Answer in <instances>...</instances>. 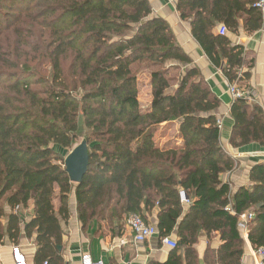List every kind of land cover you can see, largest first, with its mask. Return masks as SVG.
<instances>
[{
  "label": "trees",
  "instance_id": "trees-1",
  "mask_svg": "<svg viewBox=\"0 0 264 264\" xmlns=\"http://www.w3.org/2000/svg\"><path fill=\"white\" fill-rule=\"evenodd\" d=\"M258 1L176 0L212 64L248 96L254 61H247L244 47L228 34L262 28ZM25 19L39 23L43 42L21 39L13 56L23 52L29 63L41 56L38 66L45 64L48 74L27 62L12 65L18 70L4 69L2 62L9 65L10 58L0 56V219L4 203L10 207L6 225L0 220V241L7 236L18 243L23 211L33 202L24 232L36 235V261L62 262L58 246L73 193L84 227L105 220L121 226L131 214L149 223L147 214L156 211L159 238L175 234L177 246L166 262L149 264H196L202 233L219 236V264H241L246 239L238 222L248 210L255 218L247 238L254 250L264 248V161L251 168L252 185L232 194L221 178L236 166L220 144L221 100L197 67L182 70L192 60L149 0H0V39L20 32ZM221 26L226 33L219 32ZM21 41L34 56L22 51ZM138 63L150 71L146 109L138 97ZM230 115L234 148L264 147L260 105L238 97ZM175 123L180 144L156 138L155 130ZM81 136L88 142L89 163L82 181L74 183L65 158Z\"/></svg>",
  "mask_w": 264,
  "mask_h": 264
},
{
  "label": "crops",
  "instance_id": "crops-1",
  "mask_svg": "<svg viewBox=\"0 0 264 264\" xmlns=\"http://www.w3.org/2000/svg\"><path fill=\"white\" fill-rule=\"evenodd\" d=\"M149 1L153 14L162 17L170 24L177 44L192 60L191 65H182V70H187L191 66L197 67L201 77L208 82L212 91L221 100V106L216 111L217 118L222 120L220 144L236 160L234 169L222 175L223 182L230 184L232 194L240 187H250L252 185L249 178L250 170L255 164L264 161V147L256 143L240 148H234L231 145L230 136L233 119L230 115V108L234 99L229 92L230 83L228 79L221 69L212 64L200 44L192 36L190 22L181 19L176 9V0ZM262 13L264 18V10H262ZM228 36L232 43L244 47L247 61H254L250 69L251 77L247 81L248 89L246 91L250 92L249 102L258 104L264 109V23L262 28L254 33H247L241 27L237 33H229ZM233 84L237 85L235 82ZM149 95L151 96V91ZM150 102L151 98L148 103ZM175 126L177 129L176 123ZM177 133L176 130L171 138L168 135L164 136L163 142L166 143L176 139L177 143L180 144L182 141L178 138ZM183 202L188 204L185 200ZM69 203L71 215L67 224H64L62 244L58 246L63 261L57 264H82L84 254H90L94 260H100L103 264H149L150 262H166L168 260L172 248L163 245L158 234L143 243H136L133 233L127 225V219L121 226L105 220L84 227L76 212V199L73 193ZM55 205L56 207L59 206L58 200L55 201ZM4 208L6 215L0 220L5 226L10 207L4 203ZM33 208V202H30L29 206L23 211L22 234L18 243H14L7 236L0 241V264H16L12 252L13 246L20 247L26 257L27 264H41L35 258L37 251L36 235L34 234L28 238L24 232L25 222L31 219ZM147 216L149 223L156 226L157 212L154 211L151 215L147 214ZM212 235L216 238L210 242L211 238L209 239L205 233L200 234L198 242L195 244L196 264H219L217 262V250L221 241L217 233ZM243 235L246 240L241 264H258L259 258L254 254L255 250L247 238L248 233H243ZM171 237L176 239L175 234ZM203 241L205 246H200ZM214 242L215 249L211 254L208 249L210 246L212 247ZM213 254H216L215 257H213Z\"/></svg>",
  "mask_w": 264,
  "mask_h": 264
},
{
  "label": "rangeland",
  "instance_id": "rangeland-1",
  "mask_svg": "<svg viewBox=\"0 0 264 264\" xmlns=\"http://www.w3.org/2000/svg\"><path fill=\"white\" fill-rule=\"evenodd\" d=\"M36 18L37 19H34V20L40 21L42 19V16H39V17H36ZM25 21H29V22L25 23ZM20 26L22 27L20 32L14 33L12 31H10L8 34L5 35V37L3 39L2 38L0 39V54H1L0 56H5L7 59L10 58V60L8 61L9 65L7 63L4 64L2 62L1 67H3L4 69L18 70V69H21V67L14 68V67H12V65L21 66L22 65L21 63L27 62V64H30V65L36 67L35 70H39L38 71L39 74L42 71L44 75H47L48 74V71H46L47 70L46 69L47 66H45V64H43L41 66H38V63H37L38 58H41V56L38 55V57H36L37 59L35 60V62H31V63H29V60H26L25 56H27V55H24L23 52H22L21 58H16L15 56H13V53H14V52H12L13 48L15 46L20 45V44H18V42L21 39L24 40L25 38H27V39L30 38V40L28 41L29 44L30 43L35 44V41L37 43H42L43 42L40 39V38H42V35H40V33H41L40 29H39L40 25H39L38 22H34L31 25V21L29 19H25L24 22L21 23ZM31 33H34V35H30ZM24 41H21L22 51L30 52V54L32 56H34L33 52L28 51V50H30L29 44H26V45L22 46V43H25ZM9 53H11V55H9ZM4 54H7V55H4ZM68 66H69V60H67L65 62V64H64V67L66 69L68 68ZM135 70L137 71V77H138V88H139L138 97H139V101L142 104V108L146 109L147 107H149V105L151 103V102L148 103L149 99L151 98V96L149 95V92L151 91V85H150V80H149V77H148L150 71L146 70V71L143 72L144 69L141 67L140 63L135 65ZM67 73H68V71H67ZM67 75L69 77V73ZM36 87L37 88H43V85L38 84ZM176 130L177 129H176L175 125H173V126H165L162 129L155 130L154 133L156 134V138H160L159 141L163 142L164 136L168 135V137L171 138L173 136V134L176 132ZM82 140H83V137L81 136L77 140L76 144L73 147H75L78 144H80ZM215 238H216V236L212 235L211 239H210V242L212 240H214ZM204 243H205L204 241L201 242L202 245L200 244V246H205ZM214 249H215V242L213 243L212 247L210 246V248L208 249V252L212 254ZM244 251H245V249H244ZM215 255L216 254H213V257H215ZM258 258H260V257L258 256ZM259 261H260V259H259Z\"/></svg>",
  "mask_w": 264,
  "mask_h": 264
},
{
  "label": "built area",
  "instance_id": "built-area-1",
  "mask_svg": "<svg viewBox=\"0 0 264 264\" xmlns=\"http://www.w3.org/2000/svg\"><path fill=\"white\" fill-rule=\"evenodd\" d=\"M256 6L260 8L261 10H264V0H260L257 2ZM219 32L221 34H224L227 32V28L224 26H221L219 29ZM229 92L233 99H236L238 97L246 96L250 99V96H248V93L241 90L236 84H231L229 87ZM217 125L221 129L222 127V120H217ZM181 198L185 201H188V199L185 198V193L181 192ZM19 206L16 207V210H18ZM228 210H231L232 213H235L230 206L227 207ZM255 218V213L253 211H245L244 213L239 215V222L238 225L240 229H242L243 233H248V227L249 223ZM127 225L131 229L134 241L136 243H143L150 239L151 237L158 234V229L155 225L146 223L144 219L138 215V214H131L127 218ZM161 242L163 245L169 247V248H176L177 243L176 240L173 239L171 236H165L162 238ZM12 252L14 256V260L16 264H27L26 257L21 251L19 246H13ZM255 255L259 256L260 263L258 264H264V248H259L256 251H254ZM44 264H48L47 261L44 262ZM82 264H103L102 261H96L92 258L90 254H84L82 256Z\"/></svg>",
  "mask_w": 264,
  "mask_h": 264
},
{
  "label": "water",
  "instance_id": "water-1",
  "mask_svg": "<svg viewBox=\"0 0 264 264\" xmlns=\"http://www.w3.org/2000/svg\"><path fill=\"white\" fill-rule=\"evenodd\" d=\"M89 147L87 140H82L65 158V169L72 182L80 183L87 172ZM187 199V197L185 196Z\"/></svg>",
  "mask_w": 264,
  "mask_h": 264
}]
</instances>
